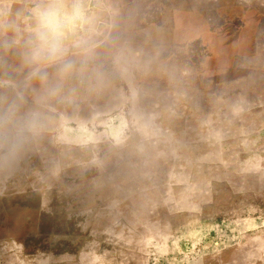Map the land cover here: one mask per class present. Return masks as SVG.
Instances as JSON below:
<instances>
[{"label": "rangeland", "instance_id": "obj_1", "mask_svg": "<svg viewBox=\"0 0 264 264\" xmlns=\"http://www.w3.org/2000/svg\"><path fill=\"white\" fill-rule=\"evenodd\" d=\"M0 264H264V0H0Z\"/></svg>", "mask_w": 264, "mask_h": 264}, {"label": "clouds", "instance_id": "obj_2", "mask_svg": "<svg viewBox=\"0 0 264 264\" xmlns=\"http://www.w3.org/2000/svg\"><path fill=\"white\" fill-rule=\"evenodd\" d=\"M38 39L41 46L32 54L34 60L41 58L54 59L61 54L60 28L61 23L55 10L48 9L38 13Z\"/></svg>", "mask_w": 264, "mask_h": 264}]
</instances>
